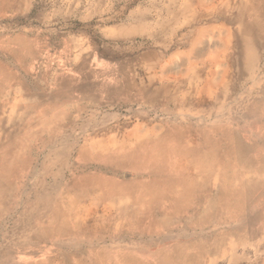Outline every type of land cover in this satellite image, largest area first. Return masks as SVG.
Returning a JSON list of instances; mask_svg holds the SVG:
<instances>
[{
	"label": "rangeland",
	"instance_id": "374dc122",
	"mask_svg": "<svg viewBox=\"0 0 264 264\" xmlns=\"http://www.w3.org/2000/svg\"><path fill=\"white\" fill-rule=\"evenodd\" d=\"M115 78L135 89L98 85ZM230 129L264 137V0H0V264L97 250L126 264L115 249L144 251L120 220L135 196L100 199L74 179H137L129 155L159 137L151 159L201 179L197 142Z\"/></svg>",
	"mask_w": 264,
	"mask_h": 264
},
{
	"label": "crops",
	"instance_id": "0c3cea01",
	"mask_svg": "<svg viewBox=\"0 0 264 264\" xmlns=\"http://www.w3.org/2000/svg\"><path fill=\"white\" fill-rule=\"evenodd\" d=\"M167 134L178 141L185 132L173 129ZM219 137L205 135L197 142L194 152L208 162V166L204 164L200 168L201 179L189 177L184 170L171 165L162 167L159 160L166 155L151 159L153 149H160L157 146L160 137L146 139L142 147L129 155L133 159L128 161L129 168L123 166V169L139 173L137 179L125 180L118 173L103 170L80 174L74 179L80 178V186L76 185L75 189L86 194L100 189L103 192L100 199L123 190L135 196L130 200L131 205L120 211V220L134 224L129 242L139 239L137 232L144 234L138 245L142 247L137 248L144 251L136 254L130 247L120 252L115 249L126 264H201L206 255L210 257L208 264H264V209H259V203L264 200L261 173L264 168L260 167L264 161V137L237 134L232 129ZM218 160H222L223 167L217 174ZM249 165L257 168H248ZM59 231L63 236L53 231L47 238L68 236L65 231ZM152 238H158L159 242L153 244ZM157 248L158 260L157 254L149 253ZM106 253L97 250L85 253L84 257L73 255L72 264H107L106 257L110 254ZM50 257L48 264H54L56 259ZM44 261L37 262L46 264Z\"/></svg>",
	"mask_w": 264,
	"mask_h": 264
},
{
	"label": "bare ground",
	"instance_id": "6f19581e",
	"mask_svg": "<svg viewBox=\"0 0 264 264\" xmlns=\"http://www.w3.org/2000/svg\"><path fill=\"white\" fill-rule=\"evenodd\" d=\"M102 69V68H101ZM128 80V79H126ZM17 85V84H16ZM99 87H103L105 90H115V91H118L120 94H127V93H130L133 89H135V85L134 83H131V82H127V81H120L119 79L115 78V79H111V80H108V81H104V80H101L99 83H98ZM97 85V86H98ZM142 91V90H140ZM19 93V92H18ZM10 99V98H8ZM18 101V99H17ZM5 103V102H4ZM10 103V102H9ZM18 104V103H17ZM24 104V103H23ZM5 105V104H4ZM7 105V104H6ZM19 105V104H18ZM34 107H36L35 105H33ZM26 107V106H25ZM8 108V107H7ZM28 108V107H27ZM59 108V107H58ZM11 110V109H10ZM42 111V110H41ZM3 114V113H2ZM3 121V120H2ZM29 127V126H28ZM25 135V134H24ZM20 137V136H19ZM150 151L148 152V156H150ZM161 155V154H160ZM151 157V156H150ZM153 160V158H152ZM186 166V165H185ZM85 178V177H84ZM83 178V179H84ZM95 178V177H94ZM80 179V178H79ZM79 179L78 180H74L73 182L76 184L79 182ZM92 180V179H91ZM95 180V179H94ZM90 181V179H89ZM212 181V180H211ZM91 182V181H90ZM93 183V182H92ZM73 185V184H72ZM96 185V184H95ZM125 185V184H124ZM75 186V185H74ZM80 186V185H79ZM187 187V185H186ZM177 193V192H176ZM167 196V195H166ZM139 203V202H138ZM173 207V206H172ZM109 213V212H108ZM55 215V218L57 219L58 217V213H54ZM59 221V220H57ZM118 222V221H117ZM153 223V222H152ZM101 224V223H100ZM157 224V223H156ZM60 231H64V228H61ZM26 256V255H25Z\"/></svg>",
	"mask_w": 264,
	"mask_h": 264
}]
</instances>
